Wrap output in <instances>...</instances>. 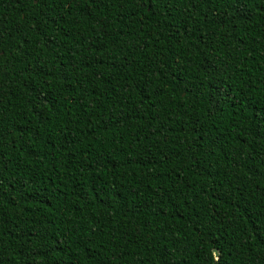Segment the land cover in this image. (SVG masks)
<instances>
[{
    "label": "trees",
    "instance_id": "trees-1",
    "mask_svg": "<svg viewBox=\"0 0 264 264\" xmlns=\"http://www.w3.org/2000/svg\"><path fill=\"white\" fill-rule=\"evenodd\" d=\"M0 264H264V0H0Z\"/></svg>",
    "mask_w": 264,
    "mask_h": 264
},
{
    "label": "water",
    "instance_id": "water-1",
    "mask_svg": "<svg viewBox=\"0 0 264 264\" xmlns=\"http://www.w3.org/2000/svg\"><path fill=\"white\" fill-rule=\"evenodd\" d=\"M213 256H214V258L217 257V252H216V250H213Z\"/></svg>",
    "mask_w": 264,
    "mask_h": 264
}]
</instances>
